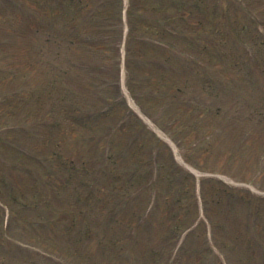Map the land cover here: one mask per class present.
Masks as SVG:
<instances>
[{"label": "trees", "instance_id": "trees-1", "mask_svg": "<svg viewBox=\"0 0 264 264\" xmlns=\"http://www.w3.org/2000/svg\"><path fill=\"white\" fill-rule=\"evenodd\" d=\"M31 1L35 5L33 13L43 14V40L35 33L39 30L38 25L18 22L12 26V21L5 23V29L0 23V39L10 40L11 37L14 41L15 35L11 32H19L26 49L35 53L43 42V74L46 75L43 101L49 105L43 110L48 115L51 112L57 114L53 121L43 120L47 146L43 149L47 152L43 158L49 165V172L56 170L51 177H60L65 184H74L77 176L82 178L77 182L83 183V178L91 181L87 188H91L90 192L85 196L89 202L91 197L94 211L89 216L82 214L83 211L77 212L79 207L74 202L71 207L76 212H67L55 222L66 223L63 228L58 224L56 229H24L31 231L23 233L24 236L57 252L69 264H110L100 254L109 248L114 253L113 259H119L120 264H129L131 260L139 264H175L180 258L184 264H199L197 260H188L196 247L187 245L181 257L175 256L172 250L178 233L197 219L192 176L188 172L176 165L165 168L160 163L163 169L154 183L144 179L141 169L130 171L121 164L120 146L109 147L104 156L106 164L101 163L105 146L96 148L87 163L71 144L72 138L81 141L92 130L100 133L105 130L102 125H105L108 113H100L98 108L102 103L113 101L110 81L114 82L116 91L118 89L116 60L121 37V0ZM127 18V68L145 70L149 76L144 80L135 77L132 81L151 86L147 87L153 92H163L164 88L179 90L187 78L189 61L186 54L196 45L201 51L208 50V63L218 60L216 64L223 68L225 81L231 79L237 84V78H241L239 86L245 84L241 89L248 85L241 72H237L244 65L249 66L252 74L264 78V0H129ZM195 31H200L196 39L193 38ZM247 44L252 53L246 51ZM0 55L10 59L7 44L0 45ZM34 59L23 64L29 65ZM70 84L75 85L74 89L68 86V91L62 94L63 87ZM8 117L5 114L3 125L13 123L7 122ZM19 146L32 151L27 143ZM9 151L7 144L5 159H10ZM210 183L212 211H208L209 219L213 229H220L216 215L221 212L226 216L235 192L220 183ZM9 185L13 183L9 182ZM84 187H79L81 192L69 195L68 199L82 198L81 194L87 193ZM4 189V181L0 179V193ZM53 189L51 193L59 196L61 190L56 186ZM152 195L155 201L147 210ZM247 197L244 198L247 200ZM51 209L52 214L60 213L57 206ZM43 224L50 225V216H43ZM202 228L199 223L194 229ZM154 229L161 230L155 233ZM77 233L78 237L91 239L95 249L85 245L65 251L59 240L66 242L67 234ZM150 236H156L154 241L143 244L144 240H152ZM196 237L202 246L205 245L201 232H197ZM218 241L221 242L224 264H237L232 249H227L231 245L228 237H219ZM82 252L86 253L80 256Z\"/></svg>", "mask_w": 264, "mask_h": 264}, {"label": "rangeland", "instance_id": "rangeland-1", "mask_svg": "<svg viewBox=\"0 0 264 264\" xmlns=\"http://www.w3.org/2000/svg\"><path fill=\"white\" fill-rule=\"evenodd\" d=\"M30 4L31 2L26 0V5L28 6ZM10 9H12V7L8 4H0V11L5 10L8 15L6 17L1 15L0 22L9 24L12 21V26L18 22L38 25L39 30L35 33L38 39L43 38V14L40 13L39 17H36L27 14L24 9L22 15H20L14 14V11L12 13ZM8 12L12 15H9ZM14 15L19 16L15 17ZM11 33L13 35H20L19 32ZM17 40L18 42L14 45H11V43L7 44L10 59L7 60L5 57L2 58L0 56V121L3 119L1 122H4L5 114L9 115L7 122L15 121V124L16 122L19 123L21 120L22 125L25 123L30 124L33 121L39 123L43 122L46 118L53 121L54 119L52 118L57 116V114L51 112V115H48L43 110L49 106L43 101V79L44 76L46 78V75L43 74V42L40 45L41 48L35 53V51L31 52L26 49L25 41H22L21 37ZM32 40L35 39H31V41ZM34 43L37 44V42ZM34 57L35 59L32 60L29 65L23 64ZM217 61L218 60L215 62ZM243 70L244 68L242 67L237 69V72L243 73ZM201 72L203 73L202 70ZM203 75L197 78L191 71L190 76L192 78L189 87L185 90L186 93L189 94L188 96H190L189 105L175 106L170 104L169 106L165 105L161 109V107L156 106L157 104H154L155 102L153 100H149L148 103L150 107H156V109L150 110L151 113L154 114L153 117L158 120L157 122L160 125L161 123L165 124L166 127L162 130L175 143L181 154V158L186 160L190 165L198 166L201 171L203 170L207 174H209L208 172L214 174L221 173V177L231 185L246 186L245 184L249 181H253L256 176L258 179H256L255 183L258 184L261 180L264 182V170L262 171L261 168L260 175L254 172L258 167L256 158L264 148V82H260L256 88L246 85V88L240 89L239 87L245 84L239 86L241 78H237V85L221 82L218 88L216 87L213 89L210 84L206 82V79H204L205 81L201 80ZM215 78L217 80L220 78L218 73H215ZM184 84L185 81L183 82V86ZM68 86L71 89L75 87L74 84L64 86L62 94L68 91ZM3 99H5V101H1ZM6 105L7 107H3ZM217 106H220L221 109H217ZM23 114L26 115L25 118ZM18 116L20 120H18ZM171 117L176 118V121H169ZM132 120L135 123V127L140 126L136 119L134 120L133 118ZM144 123L147 125L148 129L146 125L141 124L144 129L141 130L140 137L146 138L148 134H151L149 131L151 129L149 128V123L145 121ZM152 123L154 124L155 122L152 121ZM34 128L36 130L31 131V137H33L31 138V148L35 150L46 149L47 146L44 143L45 135L43 134V128L39 124ZM21 135L24 136L25 131H22ZM118 139L124 140L125 136L121 135ZM158 139L159 143L156 140L154 144L160 146V150H162L164 147L162 146L163 142L160 138ZM77 149L80 152V157H84L86 162L89 163L92 157L93 147L88 148L85 143L79 144ZM46 153L47 152L43 150V155ZM39 170L41 176H43V167H40ZM222 172L228 174L232 178ZM48 179L53 182V185L62 188V192L59 193V196L51 193L53 190L50 189L48 185L43 186L42 192L39 193L35 190L28 189V185H26V190L15 192L20 200L27 201L31 206L33 204L32 198L34 199L35 196H39L38 207H32L25 211L15 206L17 205V200L11 203V205H14L12 210L15 211L14 213H16L17 217L22 219V222L18 223V218H16V221L15 219L12 220L14 222L12 225V232L8 229L6 231L7 233L1 234L5 228L0 230V264H38L37 261L32 263V259L28 258V253L33 250L36 252L41 251L40 253L42 254L43 248L34 244L22 242L24 240L21 239L16 241L10 236L14 234L23 238L25 237L23 233L27 234L31 232L30 230L24 229H44L45 226L43 224L40 226L36 224L38 219L43 220V216L52 215V212L47 206V201L57 206V211L60 212L53 213L56 215L53 216V222H56L60 217L62 218L68 214L67 212H76V209L71 207V204L74 202L72 198L68 199V196L79 193L80 188L77 180H73L74 184L71 182L65 185L62 182L64 180L60 177L53 178L49 176ZM32 181L34 182L33 179ZM32 187L33 185H31V188ZM254 190L259 193L262 192L255 188ZM49 194L51 196L48 197ZM86 205L87 203L84 202L80 208L84 210ZM241 207L242 205L238 204L236 210L237 215L235 214L232 219L227 218V220H225L228 222V226L230 224L231 232L234 230L239 236L235 240V260L238 264H262L264 263V214L258 218V237L255 245L256 247H254V245L252 246V244H250L246 236L243 216H241L240 213L238 214ZM79 211L81 212V210ZM90 214L92 215V213ZM236 217L240 221L239 229L236 228V221H233ZM5 218L6 217H4V219ZM61 224L63 228V221H61ZM120 230L123 231V229ZM8 234H10V236ZM66 236L68 238L66 242L59 240V243L63 245L65 251L69 252L68 249L84 247L85 245L91 249H95L94 242L91 239L78 237V233L75 235L67 234ZM79 238L80 241H78ZM34 247H39L40 251ZM83 251H85V249ZM41 254L38 256L39 258H43ZM109 254H113L111 248L107 249L105 253V255ZM82 255L83 252L80 253V256ZM41 261L43 260L41 259ZM104 262L106 263V261ZM45 263L46 261L43 262V264ZM120 263V260L117 259L115 262L112 260L110 264ZM53 264H60V261L55 260ZM130 264L139 263H137V261L136 263H132L131 260Z\"/></svg>", "mask_w": 264, "mask_h": 264}]
</instances>
